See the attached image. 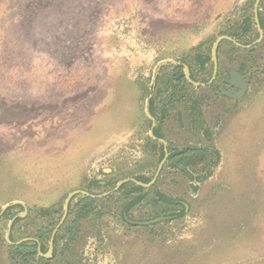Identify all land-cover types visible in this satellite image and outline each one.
Wrapping results in <instances>:
<instances>
[{"label": "rangeland", "instance_id": "1", "mask_svg": "<svg viewBox=\"0 0 264 264\" xmlns=\"http://www.w3.org/2000/svg\"><path fill=\"white\" fill-rule=\"evenodd\" d=\"M255 4L0 0V213L10 204L24 208L14 217L27 208L11 242L38 244L43 228L54 232L61 222L67 197L85 191L97 203L80 218L84 195L73 198L48 264H264V38L250 56L221 43L211 86L174 80L175 67L185 74L187 65L195 82L208 83L215 41L240 31L246 19L252 33L241 43L256 41ZM199 54L211 56L204 71ZM241 63L249 89L230 100L219 88L235 92L224 83ZM150 98L161 121L150 114ZM153 126L165 143L152 136ZM161 145L169 157L156 182L140 186L146 197L125 218L131 186L114 189L142 177L149 184ZM187 148L192 152L169 160ZM157 193L181 200L186 215L174 217L182 205L164 204ZM42 209L52 215L42 217ZM3 215L0 264H38L12 255L14 217ZM158 218L165 219L142 224ZM74 222L65 249L64 228ZM44 241L48 252L51 239Z\"/></svg>", "mask_w": 264, "mask_h": 264}, {"label": "trees", "instance_id": "2", "mask_svg": "<svg viewBox=\"0 0 264 264\" xmlns=\"http://www.w3.org/2000/svg\"><path fill=\"white\" fill-rule=\"evenodd\" d=\"M261 24L263 26V21H261ZM242 32H235V33H232L230 34V36L232 38H235L237 40H241V37H246L250 32H251V21L250 19H246L245 22H243V25H242ZM258 35V34H257ZM203 44H201L200 46H198V48L202 47ZM221 47V46H220ZM220 47L218 49V53H219V50H220ZM255 51L254 50H250V51H244L243 53L246 54V56H250L254 53ZM197 62L199 64V67L202 71H204L207 67V65L211 62V56L210 55H205V54H199L197 56ZM245 66H242V69L241 70H244L245 69ZM191 68V67H190ZM174 80L176 82H178V84H187L190 86V84L187 83L186 79H185V74L183 72V67L182 66H177L175 67L174 69ZM192 79L195 80V76L194 74L192 73ZM173 89H174V95L176 92H178V86H173ZM162 93H159L158 97L161 96ZM221 94V93H220ZM175 97L172 96L171 100H173ZM168 99V100H169ZM171 102V101H170ZM150 114L151 116L155 117L158 121H161L162 120V114L161 116L159 117L157 112H156V108H155V99H152L150 101ZM154 135L157 137V138H162V136L158 133V130L157 128L154 129ZM160 156H159V162H161L165 156V153H164V146L161 145L160 146ZM194 150V149H193ZM195 150H199L198 152H200V154L202 153L203 150H200V149H195ZM214 152L215 154L218 155V152L217 150L215 149H211V148H207L206 150L204 149L203 152ZM189 152H192V149L191 148H187L185 149L184 151H181V152H178L176 154H172V156H170L169 160L171 158H174V157H178V156H181L182 155H185L186 153H189ZM187 161V158H184L182 159V162H185ZM175 167H178V166H175ZM138 181L140 182H143V183H147L149 182V180H147L146 178L142 177V178H137ZM94 186L96 187H101L102 186V183L99 182V181H96L94 182L93 184ZM131 186V188L126 192V199H127V204L125 206V209H124V212H125V218H127V213L133 209L134 207L138 206L139 204H141L144 199H145V195L141 194L143 192V188L140 187V186H137L135 184H132V183H129L128 185L125 184L124 186H122L120 188V191L124 190L127 186ZM133 195H137L135 196L134 198L130 199L129 197L130 196H133ZM157 197L159 199L160 202L164 203V204H167V205H177V206H180L182 205L183 209H182V212L174 217L176 218H181L183 216L186 215L187 213V208H186V205L181 201V200H177V199H173V198H169L167 196H165L164 194H161V193H157ZM97 203V200L96 199H93L91 197H88V196H83L78 204V207H80V218H86V216L89 215L92 207ZM17 208H20L21 210H23V206L22 205H14V206H11L10 208H8L4 215H3V219L9 221L11 220L13 217H14V214H13V210H16ZM51 209H42L41 212H40V215L42 217H50L52 215L51 213ZM69 214H71V203H70V207H69ZM16 216V215H15ZM22 219H17L15 221V223L13 224V227H12V230L15 229V227L17 226L18 222L21 221ZM75 222L73 223V225L71 227H68L67 226L64 228L68 231V236H69V242H67V244L65 245V249H69L71 244H73V236L75 234ZM53 228L54 226L50 225L47 226L46 228H43L42 231H40V237H38L39 241H40V244H41V252L42 253H46V249H47V244L45 243L44 239L47 238L48 241H50L51 239V233L53 232ZM13 238V237H12ZM64 238V237H63ZM59 244V236H56L55 240H54V245H55V251H56V246ZM11 251H12V255H14V257L16 258H21L23 259L24 262H27V261H30V260H35L38 262V264H48V259H45V258H42V257H39L38 256V244L35 242V241H28V242H24L18 246H13V247H10Z\"/></svg>", "mask_w": 264, "mask_h": 264}, {"label": "water", "instance_id": "3", "mask_svg": "<svg viewBox=\"0 0 264 264\" xmlns=\"http://www.w3.org/2000/svg\"><path fill=\"white\" fill-rule=\"evenodd\" d=\"M262 0H256V4H255V9H254V13H255V19H256V23H257V28H258V32H259V38L257 39L256 42H254L253 45H256L258 43H260L264 37V30L262 29L261 25H260V19H259V5L261 3ZM224 41H230L232 43H234L235 45L239 46V47H243V48H251L252 45L249 46H243L240 43H238L235 39L229 37V36H220L219 38H217V40L215 41L213 48H212V61H213V65H214V71H213V76L211 78V80L208 83H199V82H195L192 77H191V72H190V68L187 65H184V70H185V76L187 81L192 84L193 86L196 87H207V86H211L212 84H214V81L217 78L218 75V71H219V60H218V49L221 43H223ZM226 84L232 88H236L239 90V92L236 93H231L227 90H225L224 88H219L220 93L230 99H234V100H239L242 97H244L246 95V93L248 92V88H249V84L246 81V79L240 75L238 72H236L235 70H232L230 73V80H228L226 82ZM153 118V117H152ZM153 121L155 122L154 118ZM154 127V126H153ZM151 134L153 135V133L151 132ZM163 143H165L164 140H161ZM169 157V154L167 153V149H166V154L164 159L161 161V164L158 168V172L156 174V176L154 177V179L149 183V184H143L141 182H138L134 179H132L131 181H133L135 184L139 185V186H143V187H151L157 180L164 164L166 163L167 159ZM128 182V180L121 182L114 190L117 191L120 189V187L125 183ZM77 195H84V196H88L91 197L93 199L97 198V196L91 195L88 192L85 191H74L72 192L66 199L65 201V205H64V214L63 217L61 219V222L58 224L57 228L54 230L52 237H51V241H50V248L48 250V252L43 255L45 258H51L52 257V253L54 250V240H55V236H56V232L58 230V228L64 223V221L66 220L68 213H69V207H70V203L73 200V198ZM16 204H10L5 206V208L1 211L0 213V217L5 213V211L10 208L11 206H14ZM27 212V208H25V211L23 214H20L16 217H14L10 224H9V229H8V234H7V239L11 244H17L20 245L22 242L19 243H12L10 240V234H11V230H12V226L14 224V222L18 219V218H23L25 216V213ZM162 219L165 218H158L155 220H152L150 222H143L142 224H148V223H153V222H158L161 221ZM39 254L40 250H39Z\"/></svg>", "mask_w": 264, "mask_h": 264}, {"label": "crops", "instance_id": "4", "mask_svg": "<svg viewBox=\"0 0 264 264\" xmlns=\"http://www.w3.org/2000/svg\"><path fill=\"white\" fill-rule=\"evenodd\" d=\"M254 9H255V7H254ZM263 10H264V0H262L261 1V3H260V5H259V17H260V25L262 26V24H261V21H263V29H264V18H263ZM254 16H255V13H254ZM255 22H256V19H255ZM243 24V23H242ZM255 25L257 26V23H255ZM242 30V28L240 29V31H237V32H242L241 31ZM257 31H258V28H257ZM252 33V26H251V32L249 33V34H251ZM248 34V35H249ZM247 35V36H248ZM258 35H259V32H258ZM226 36H229V37H231L230 35H226ZM232 38V37H231ZM241 38H243V37H241ZM259 38V37H258ZM264 38V37H263ZM233 39H235V38H233ZM238 43H240L241 45H243V46H249V45H245V44H242L241 43V40H237V39H235ZM257 41V40H256ZM256 41H254V42H256ZM262 41H263V39H262ZM262 41L260 42V43H262ZM225 42V44L226 45H228L229 47H230V49L232 50V52H240V53H242V52H244V51H250V48H243V47H239V46H237V45H235L234 43H232V42H230V41H224ZM223 42V43H224ZM254 42L253 43H251L250 45H252V46H256V45H253L254 44ZM222 44H220V46H221ZM219 46V47H220ZM251 49H257L256 47L255 48H251ZM218 58H219V53H218ZM245 64L244 63H241V64H239V66L238 67H234V68H231L230 70H228V75H227V81L228 80H230V73H231V71L232 70H235L236 72H238L240 75H242L245 79H246V73L248 72L247 71V67L245 66V69L244 70H241L242 69V66H244ZM191 72V71H190ZM192 75V74H191ZM192 77V76H191ZM229 78V79H228ZM226 81V82H227ZM248 82V81H247ZM248 84H249V82H248ZM249 89V88H248ZM237 92H239V91H237ZM232 93V92H231ZM234 93H236V92H234ZM228 99H230V98H228ZM152 100V98H150V101ZM230 100H234V99H230ZM157 128V130H158V133L162 136V138H157L155 135H154V129H156ZM150 132H152L153 133V137L155 138V139H158V140H164L163 138H165V136H164V134H163V130L161 129V128H158V127H153L152 128V130L150 131ZM162 142V141H161ZM39 250H40V252H41V244H40V242H38V252H39ZM43 255H45V254H38V256L39 257H42V258H45ZM53 256H55V254H52V257L51 258H53ZM51 258H45V259H51Z\"/></svg>", "mask_w": 264, "mask_h": 264}, {"label": "flooded vegetation", "instance_id": "5", "mask_svg": "<svg viewBox=\"0 0 264 264\" xmlns=\"http://www.w3.org/2000/svg\"><path fill=\"white\" fill-rule=\"evenodd\" d=\"M259 19H260V17H259ZM262 27V29H263V26H261ZM264 30V29H263ZM259 37V36H258ZM229 79V78H228ZM227 81V80H226ZM226 81H225V85L227 86V87H229L230 89H232V90H234L235 92H237V91H239L238 89H236V88H232V87H230V86H228L227 84H226ZM246 81H247V79H246Z\"/></svg>", "mask_w": 264, "mask_h": 264}]
</instances>
